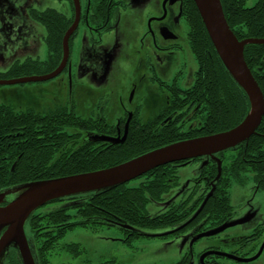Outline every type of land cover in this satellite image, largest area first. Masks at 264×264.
<instances>
[{
    "label": "flooded vegetation",
    "instance_id": "af4514ba",
    "mask_svg": "<svg viewBox=\"0 0 264 264\" xmlns=\"http://www.w3.org/2000/svg\"><path fill=\"white\" fill-rule=\"evenodd\" d=\"M18 1L0 0V64L4 62L7 66L11 62L5 69L0 66V74H4L0 75V80L41 76L54 71L63 60L64 35L71 26L74 27L67 37V59L56 76L45 81L0 85V94L3 98L0 101V116L5 113L11 117L10 122H7L10 126L9 129L6 133L0 134V148L4 146V142L7 147L12 145L21 147L23 144L27 143L28 146L30 143H35V141L58 140L55 130L60 127L59 124L63 120L60 117L61 114H64L65 119L69 118L74 123L76 119L85 122V125L69 127L71 133L67 134L69 136L68 142L78 146V143L86 139L93 140L94 136H121L128 119L127 129L129 131V126L139 127L143 122L150 121V119L157 121L155 122L156 125H161L171 121L178 114L185 111L193 113L197 109L196 102H184L179 108H175L177 105L174 104V108H170V105L172 106L178 98V100H181L187 97V94L182 91H178V93L171 92V84H177L182 89L191 87L197 73L198 62L196 60L197 66L193 72H185L184 75L182 69H180L172 79H165L166 69L173 61L176 62L177 56L174 58V55L184 50L183 37L180 33L178 34L177 30L180 20L184 19L182 17V0H177L174 3H171L170 0H163L161 14L147 20L146 36L150 40H148L145 55L140 59L141 68L139 72H148V76L141 74L138 81L131 83L132 90L125 102L119 99L117 106L122 110L121 116L110 114L118 111L117 107L107 106V98L105 99L93 90H89L88 87H84L82 83V79L85 77L84 69L81 70L83 61L78 58L75 40L80 24H83L89 32L91 29L92 32L98 34L100 40L102 39L101 35L113 31L119 24L120 9L123 2L121 0H58L61 3V9L51 6L39 9L28 5L26 10L29 18H26L17 10ZM29 19L37 22L44 29L42 41L46 46L47 53L43 59L39 56L34 57L36 52L34 48H27L30 41L34 39L32 37L35 32H39L38 27ZM154 23L155 26H153ZM51 28L57 37V39H53L55 44L52 48L50 47L52 46L51 39H49L52 35ZM91 40L97 42L94 37L93 39L90 37V43ZM185 40H187L190 50L187 32ZM50 53L57 54V57L55 58L54 55L50 58ZM142 77L148 85L147 96L142 97V100L139 99L138 103L134 104V94L143 82ZM180 80L182 85L179 84ZM85 81L87 82V80ZM42 82H52V84L44 88L43 85H39ZM2 86H11V88ZM28 86L46 90L45 92L36 89L30 91L33 96L28 101L26 99ZM61 88L66 90L69 101L63 103H53L51 101V104L47 103L44 96L49 93L57 94V91ZM45 93L47 94L45 95ZM82 95L85 96V101L81 99ZM226 95V103L240 98L237 93L232 97ZM52 98L54 99V96ZM131 105L134 107H131ZM235 105L237 106L238 103H235ZM145 106L146 108L143 109ZM111 118H116V120L113 121ZM259 123L253 133L257 132L264 136V115ZM51 125H53L51 128H47ZM103 125L110 127L105 129L102 127ZM50 129L53 132L48 134L47 132ZM126 137L124 140H126ZM248 138L239 142L237 146L224 150L229 151V154L226 152V156L229 157L230 161L238 158V151L246 144L245 141ZM95 141L98 144L110 143V141L104 140ZM257 151L258 153L243 157L245 166L239 165L238 168L234 167L230 171L226 188L230 206L225 211L208 212L203 216H199V210L203 201H208L210 195L215 192L218 178L216 176L217 178L208 179L207 174L203 173L206 166L210 165L211 158L208 156H195L183 161H174L178 162L174 163L177 169V181L174 186L164 192L161 200L178 184V168L180 166L195 160H202L204 163L200 173L195 178L191 192L186 198L181 199V201H186L191 206H193L192 203L198 200L197 208L193 207L187 218L171 225V227L177 225L175 229L171 228L170 231L160 235L164 238L167 236L177 238L182 232H185L189 236L187 251L182 254L178 261L168 264H264V212L255 216L254 210L251 209L246 215L238 217V208L236 209L230 199L231 185L244 187L249 179L253 183L252 188L254 191H264V145L260 146ZM22 153V151H19L17 155L0 154V171H7L8 169L12 173L17 168ZM13 165L14 168L12 169ZM26 168L35 171L42 169L35 164L32 165V163L28 164ZM206 201L204 204L207 203ZM175 203L170 204L168 208H171ZM241 203L242 206L248 207L247 204L250 203V200H243ZM233 221H237V223L220 230L218 233L208 235L209 231ZM233 226L239 227L234 229L233 232H226L227 229ZM122 234H124L123 240L125 241V233ZM11 248L5 255L4 264H7L10 251L13 250Z\"/></svg>",
    "mask_w": 264,
    "mask_h": 264
},
{
    "label": "trees",
    "instance_id": "16d2710c",
    "mask_svg": "<svg viewBox=\"0 0 264 264\" xmlns=\"http://www.w3.org/2000/svg\"><path fill=\"white\" fill-rule=\"evenodd\" d=\"M182 1V17L186 20L188 30L187 39L190 51L198 62V67L191 87L182 89L177 84H171V92L182 91L187 94V97L181 100L178 98L172 106L170 105V108H174V104L177 105L175 108H179L184 102H196L197 109L193 113L185 111L178 114L171 121L161 125H156L157 121L150 119L139 127L129 126L126 140L119 144L111 142L98 144L95 140L86 139L78 143V146L68 142L67 134L71 133L69 127L85 125V122L76 119L74 123L69 118L65 119L64 114H61L60 117L63 120L59 124L60 127L55 130L58 140L35 141L28 145L30 147L27 143L21 147L15 145L7 147L4 142V146L0 148V154L17 155L19 151L23 153L17 168L12 173L8 169L0 171V190L22 181L50 179L109 168V166L118 165L153 149L173 144V142L224 132L235 127L246 117L250 108L246 91L237 81L233 80L220 60L194 1ZM220 1L227 24L238 40L264 38V0H256L252 6H246L247 0ZM51 31L52 35L49 39H51L52 46L50 47L52 48L55 44L53 39L57 37L52 28ZM243 49L247 66L254 79L257 80L264 97V44L248 43ZM54 55L50 53L49 57ZM235 93L239 94L240 98L226 103L225 95L232 97ZM235 103L238 105L236 106ZM10 120L11 117L5 113L0 116V134L7 132L10 127L7 122ZM102 127L107 129L110 126L103 125ZM52 132L50 129L47 133ZM252 134L238 151V158L233 161L226 156L227 151L205 155L211 160L203 173L207 174L208 179L216 177L219 168L220 173L216 190L207 199V203L200 208L199 216L208 212H218V210L225 211L230 206L226 189L230 171L234 167L238 168L239 165L245 166L243 157L258 153L259 147L264 145L263 135L257 132ZM42 142L44 144H41ZM30 163L42 169L38 171L27 169ZM174 163L178 162L152 168L140 177L121 182L109 189L65 196L37 208L28 220L36 243L37 264H50V252L56 248L60 239L68 231L78 226L92 230L116 226L122 233H125V242L130 244L135 238L144 236L137 231V228L155 229L171 226L187 218L189 211L193 207L197 208L198 200L192 203L193 206L180 200L171 208L154 215H151L147 209L150 202L161 200L164 192L176 183L177 169ZM70 210L73 212L70 213ZM59 249L68 252L73 257L86 252V249L78 242L62 244ZM7 260V264H21L15 250L10 251ZM102 264L125 263L111 258Z\"/></svg>",
    "mask_w": 264,
    "mask_h": 264
},
{
    "label": "rangeland",
    "instance_id": "374dc122",
    "mask_svg": "<svg viewBox=\"0 0 264 264\" xmlns=\"http://www.w3.org/2000/svg\"><path fill=\"white\" fill-rule=\"evenodd\" d=\"M121 1L123 2V6L120 9L119 24L113 31L101 35L102 39L100 40L98 34L94 31L92 32L91 29L89 32L83 24H80L75 40L78 58L83 61L81 70L84 69L85 77L82 79L84 87H88L89 90H93V92L105 97V99L107 98V106L117 107L118 111H114L110 114L117 116L122 114V110L117 106L118 101L121 99L125 102V99L129 98L132 90L131 83L138 81L141 74H146V77L148 76V72H139L141 68L140 59L145 55L149 43L148 40H150V38L146 36L147 20L150 17H156L161 14L163 2V0ZM255 1L256 0H247L246 6H252ZM28 5H32L39 9L50 6L61 9V3L58 0H19L16 5L17 10L26 18H29L26 10ZM30 21L38 27L39 32H35L32 37L34 39L30 41L27 48H34L36 50L34 57L39 56L43 59L46 57L47 53L46 46L42 41L44 29L37 22ZM153 26H155V23ZM177 30L178 34L180 33L183 37L184 50L174 55V58L177 56L176 62L173 61L166 69V80L172 79L180 69H182L185 75V72H193L197 66L194 56L189 50L187 40H185V34L188 30L184 19L180 20ZM90 37L91 39L94 37L97 42L91 40L90 43ZM2 59L4 60L5 58ZM0 66L3 69L7 67L4 62L0 64ZM85 80H87V82ZM51 84L52 82H42L39 85H43V87L46 88ZM179 84L182 85L181 80ZM147 86L146 81L143 80L141 86L135 91L134 104H137L139 99L142 100V97L147 96ZM2 87L11 88V86ZM34 89L44 90L39 87L28 86L26 90V99H28V101H30V98L33 96V94H30V91ZM51 89L49 90L51 91ZM66 93V90L61 88L57 91V94L49 93L47 96H44V98H46V102L49 104H51V101H53V103L68 102L69 99ZM46 94L47 93H45V95ZM53 96L54 99L52 98ZM2 99L0 94V101ZM81 99L85 101V96L82 95ZM131 107L134 106L131 105ZM145 108L146 106L143 107V109ZM142 116L144 115L142 114ZM111 119L113 121L116 120V118ZM227 153L229 154V151H227ZM203 163L204 161L202 160H195L184 166H180L178 168V184L164 196L163 200L150 202L147 206L148 212L151 215L163 212L173 202L186 198L191 192V188L195 183V178L200 173ZM31 183L30 180L18 182L7 186L4 190L7 191L8 196L14 197L27 190ZM252 186L253 183L249 179L244 187H238L235 184H232L230 187V199L236 209L238 208V217L246 215L251 209L254 210L255 216L264 212V191H254ZM243 200H250V203L247 204L248 207L242 206L241 202ZM69 212L72 213L73 210ZM28 220L29 218L23 225L24 233L32 249L34 258L36 259V243L30 231ZM176 226H165L155 229L146 227L137 228V231L144 236L135 238L130 244H127L123 240L124 234H122L116 226H112V228L103 227L98 230L78 226L68 231L65 236L60 239L56 248L50 252V264H102L104 261L111 258H116L118 261L125 264H168L175 262L187 251L189 242L188 233L182 232L177 238L171 236L164 238L160 235L170 231L171 228L175 229ZM237 227L239 226L230 227L226 232H233ZM69 242L80 243L86 249V252L78 257H73L68 252L59 249L62 244Z\"/></svg>",
    "mask_w": 264,
    "mask_h": 264
},
{
    "label": "water",
    "instance_id": "95a60500",
    "mask_svg": "<svg viewBox=\"0 0 264 264\" xmlns=\"http://www.w3.org/2000/svg\"><path fill=\"white\" fill-rule=\"evenodd\" d=\"M193 1L220 60L224 63L226 70L233 80L237 81L248 95L250 108L246 117L235 127L227 129L224 132L173 142V144L153 149L126 162L109 166V168L31 181L32 183L28 186L27 190L14 197L8 196L7 191L1 189L0 232L2 233L0 235V264H3L5 255L10 247L17 253L21 264H37L24 233L23 225L37 208L46 203L73 194L109 189L112 186L121 184V182L131 181V179L140 177L142 174L152 170V168L166 163L183 161L195 156L216 154V152L237 146L239 142L246 140L258 127L264 115V97L257 80L254 79L244 59L243 48L248 43L264 44V38L238 40L227 24L220 0ZM170 2L174 3L177 0H170ZM73 27L71 26L64 35L63 60L54 71L41 76L0 80V85L45 81L56 76L67 59V37L73 30ZM128 121L129 119L125 123L124 132L121 136L110 137L100 135L94 136L93 140L110 141L113 144L124 142L128 132ZM13 168L14 165L12 166ZM219 173L220 168L217 177ZM205 201H203L202 205ZM14 203L15 206L9 208ZM236 223L237 221L225 223L219 226V228L209 231L208 235L218 233L220 230ZM123 225L131 228L129 225Z\"/></svg>",
    "mask_w": 264,
    "mask_h": 264
},
{
    "label": "bare ground",
    "instance_id": "6f19581e",
    "mask_svg": "<svg viewBox=\"0 0 264 264\" xmlns=\"http://www.w3.org/2000/svg\"><path fill=\"white\" fill-rule=\"evenodd\" d=\"M13 206H15V203H14V204H12V205H10V207H9V208H12Z\"/></svg>",
    "mask_w": 264,
    "mask_h": 264
}]
</instances>
